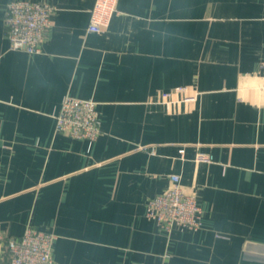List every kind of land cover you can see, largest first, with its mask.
Segmentation results:
<instances>
[{
    "label": "crops",
    "instance_id": "1",
    "mask_svg": "<svg viewBox=\"0 0 264 264\" xmlns=\"http://www.w3.org/2000/svg\"><path fill=\"white\" fill-rule=\"evenodd\" d=\"M9 1L0 264L28 226L55 236L54 264H264V0H118L100 33L95 0H19L54 8L33 55L9 49ZM66 95L97 103L95 142L55 131ZM172 175L196 231L145 216Z\"/></svg>",
    "mask_w": 264,
    "mask_h": 264
},
{
    "label": "built area",
    "instance_id": "2",
    "mask_svg": "<svg viewBox=\"0 0 264 264\" xmlns=\"http://www.w3.org/2000/svg\"><path fill=\"white\" fill-rule=\"evenodd\" d=\"M118 0H95L89 13L88 33H100L107 29L116 13ZM54 8L41 2L13 0L5 6L4 37L9 49L27 54H38L49 32ZM184 89H177L182 92ZM168 94L163 97H168ZM191 98L186 99V101ZM55 131L66 133L71 138L84 140L89 144L100 134L97 103L92 99H79L66 95L54 117ZM196 163L208 164L211 156L198 153ZM170 188L145 204V216L158 229L169 235L174 228L196 231L202 222V210L195 198L183 193L179 178L170 177ZM55 236L28 226L18 238L8 240L6 249L8 264H54L52 258Z\"/></svg>",
    "mask_w": 264,
    "mask_h": 264
}]
</instances>
